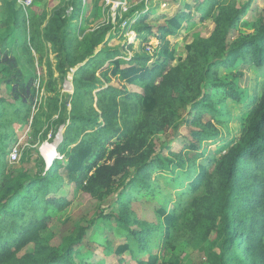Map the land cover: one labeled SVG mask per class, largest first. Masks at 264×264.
Masks as SVG:
<instances>
[{"label": "trees", "instance_id": "trees-1", "mask_svg": "<svg viewBox=\"0 0 264 264\" xmlns=\"http://www.w3.org/2000/svg\"><path fill=\"white\" fill-rule=\"evenodd\" d=\"M1 1L0 90L4 85L12 100L0 92V143L42 119L44 140L63 126L58 149L66 158V176L57 163L46 170L41 155L11 168L7 147L0 146V264H82L76 255L89 226L75 228L60 246L44 237L49 211L71 205L56 196L65 181L73 191L100 201L121 190L118 213L104 214L124 233L125 241L114 250L118 257L145 253L138 264H175L185 244L205 264H264V82L238 139L225 145L209 167L197 163L203 143L215 141L232 117L225 99L245 98L231 80L221 78L220 68L264 66V14L250 25L251 32H238L250 1L196 0L201 22L211 18L214 28L208 36L195 33L186 55L177 57L168 37L190 16L185 11L166 16L155 33L148 12L133 16L143 6L138 3L124 16H133L127 29L120 31L121 20L119 25L110 20L84 33L70 23L81 16L83 0H60L52 10L44 5L32 16L13 0ZM66 6L73 8L69 16ZM129 29L146 42L155 35L160 61L152 62L144 52L127 58L108 46L113 31ZM44 63L48 79L41 81L45 95L35 112L37 68ZM71 69L73 92L64 94ZM113 78L142 92L109 84ZM194 111L184 119V113ZM183 121L196 127L191 132L196 141L184 153L170 149L164 156L154 137L177 130ZM179 169L189 182L171 208L159 209L161 223L137 218L131 198L152 187L155 172ZM30 244L33 248L26 251Z\"/></svg>", "mask_w": 264, "mask_h": 264}, {"label": "rangeland", "instance_id": "rangeland-1", "mask_svg": "<svg viewBox=\"0 0 264 264\" xmlns=\"http://www.w3.org/2000/svg\"><path fill=\"white\" fill-rule=\"evenodd\" d=\"M16 2L18 8H22L18 0ZM250 1L251 5L241 20L238 26V32H251L250 25L256 21V19L264 14V0H238L240 5ZM138 3L143 4L139 6L137 10L132 12V8ZM196 0H83L81 16L78 19L71 20V24H77V28L80 31L87 33L95 28L99 22L108 23L110 20L112 23L119 25L118 21L121 20L120 31L127 29L128 18H133L137 12L149 13L148 22L153 26V32H157L159 25L164 24L165 17L172 16L181 11L190 13V16L183 23L182 28L175 36H169L172 48L175 50L177 57L186 55V45L190 43L195 33H200L203 36H208L214 28L213 20L210 18L206 22H201L200 15L196 11ZM60 4V0H33L32 5L27 10H24L26 14L32 16L38 9L40 10L44 5H47L49 10ZM186 4H191L193 7L187 9ZM0 5L2 1L0 0ZM72 6H66V14L69 16L72 13ZM131 10V11H130ZM133 13V16L124 17L126 13ZM117 34V35H116ZM114 36L108 41V46L119 48L127 51V58L138 55L139 53H146L153 57L152 62L158 60L159 40L155 35L149 36V42L143 41V39L137 34L136 31L128 30L126 32H115ZM82 36V34H81ZM118 36H123L122 39ZM132 46V47H130ZM51 57L52 64H55L53 55ZM158 58V59H157ZM177 60L171 62L175 64ZM38 79L36 81V89L38 90L39 100H36L34 107L35 112L39 109V105L44 100L45 89L40 88L41 81L45 82L48 79L47 76V64L37 68ZM220 75L223 80H231L234 87L243 93L244 101L237 102L231 98H226L225 102L232 113V117L223 128L221 127L220 135L215 141H206L200 148V152L203 155L197 160L199 166L204 168L209 167L223 151L224 146L229 142H232L241 135L245 125L246 117L254 103L255 98L261 93L262 84L264 82V66H244L239 64L231 72L226 71L224 67L220 68ZM112 85L117 87H125L127 91H139L142 90L139 87L119 82L117 79L112 80ZM1 89L0 92L6 93L9 100H12L10 94ZM63 93L68 94L72 92V87L68 82H64L62 85ZM223 97V96H219ZM192 115H188V112L184 113L185 118H192ZM43 118V116H40ZM40 118V119H42ZM203 118L208 119V115L204 114ZM44 120H40L35 126L29 128V126H23L18 133L12 136L8 141L0 146L6 149V159H8L9 167L17 168L21 166H27L28 160L37 159L41 155L46 161V170H49L55 163L58 164V172L66 176L64 165L66 164V158L58 149L57 143L63 140L64 130L59 132L53 131L52 135L44 140L43 127ZM196 129L195 126L183 121L177 130H170L165 134H158L154 137L157 143V150L164 156H169L170 149L183 153L187 150V146L196 141L192 135V130ZM40 130V131H39ZM21 139L20 142V157L18 160H12L10 154L13 146ZM52 144L50 147L48 145ZM48 147V148H47ZM47 148V149H45ZM194 151H190L191 156ZM56 154V155H55ZM60 154L61 156H58ZM25 155V156H24ZM55 155V156H54ZM23 158V159H22ZM29 158V159H28ZM53 159V160H52ZM52 160V161H51ZM22 161V162H21ZM51 161V162H50ZM50 162V163H49ZM198 169V168H197ZM189 178L184 170L179 169L175 174H171L169 171H157L153 174L152 187L146 191L141 192L131 198V209L135 213L136 217L140 220L161 223V218L158 213L159 209L163 206L167 208L172 207V203L177 199V193L183 190ZM74 185L65 181L63 187L59 190L56 196H63L68 200H71V205L66 208L65 211H53L50 210V219H48V228L44 233L45 240L53 246H60L65 236L74 231L75 228L86 226V237L83 244L79 245L80 254L76 255L77 261L82 264H138L140 258H146L147 254L142 253L137 257H133L130 253H124L120 257L116 256L115 248L125 241L124 233L121 228L116 225L113 218L108 219L104 216L109 212L118 213V194L114 193L107 197L105 200L100 201L92 198L84 191L75 192ZM94 222V220H96ZM33 244L26 247L27 250H31ZM78 248V247H77ZM177 252L180 257L175 264H205L204 259L200 256L198 251H194L185 244L181 245Z\"/></svg>", "mask_w": 264, "mask_h": 264}, {"label": "built area", "instance_id": "built-area-1", "mask_svg": "<svg viewBox=\"0 0 264 264\" xmlns=\"http://www.w3.org/2000/svg\"><path fill=\"white\" fill-rule=\"evenodd\" d=\"M18 2L20 3L21 7L24 10H27L28 8L31 7L33 0H18ZM73 73H74V69H71V72L68 74V78H67L68 81L72 82ZM20 142H21V139H19V141H17L15 145L13 146L12 152L10 154V158L12 160H18L20 157V148H19ZM58 156H61V155L58 154Z\"/></svg>", "mask_w": 264, "mask_h": 264}, {"label": "crops", "instance_id": "crops-1", "mask_svg": "<svg viewBox=\"0 0 264 264\" xmlns=\"http://www.w3.org/2000/svg\"><path fill=\"white\" fill-rule=\"evenodd\" d=\"M118 37H120V39H122L123 38V36H118ZM108 45H110V44H108ZM119 48L118 46H114V48ZM120 50H121V53L124 55V56H126L127 55V51L126 50H124V48L123 49H121V48H119ZM68 78V77H67ZM112 80H114V78L112 79ZM112 80H111V82H112ZM65 82H68V84H70L71 85V87H72V92H73V84H72V82L71 81H68L67 79L65 80ZM111 82L109 83V84H111ZM112 85V84H111ZM133 86H136V85H133ZM136 87H138V86H136ZM135 91V90H134ZM135 92H139V91H135ZM71 93V92H70ZM139 93H141V92H139Z\"/></svg>", "mask_w": 264, "mask_h": 264}, {"label": "water", "instance_id": "water-1", "mask_svg": "<svg viewBox=\"0 0 264 264\" xmlns=\"http://www.w3.org/2000/svg\"><path fill=\"white\" fill-rule=\"evenodd\" d=\"M63 127V126H62ZM60 128L59 132H61L63 130V128ZM61 141L59 140V142L57 143V145L60 143Z\"/></svg>", "mask_w": 264, "mask_h": 264}, {"label": "bare ground", "instance_id": "bare-ground-1", "mask_svg": "<svg viewBox=\"0 0 264 264\" xmlns=\"http://www.w3.org/2000/svg\"><path fill=\"white\" fill-rule=\"evenodd\" d=\"M51 145H52V144H51ZM51 145H50V146H51ZM50 146H49V147H50ZM47 148H48V147H47ZM47 148H45V149H47ZM55 155H56V154H55ZM55 155H54V156H55ZM52 160H53V159H52Z\"/></svg>", "mask_w": 264, "mask_h": 264}, {"label": "clouds", "instance_id": "clouds-1", "mask_svg": "<svg viewBox=\"0 0 264 264\" xmlns=\"http://www.w3.org/2000/svg\"><path fill=\"white\" fill-rule=\"evenodd\" d=\"M61 143V142H60Z\"/></svg>", "mask_w": 264, "mask_h": 264}]
</instances>
